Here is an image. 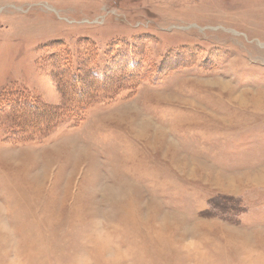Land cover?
I'll list each match as a JSON object with an SVG mask.
<instances>
[{
    "label": "rangeland",
    "instance_id": "obj_1",
    "mask_svg": "<svg viewBox=\"0 0 264 264\" xmlns=\"http://www.w3.org/2000/svg\"><path fill=\"white\" fill-rule=\"evenodd\" d=\"M12 260L264 264V0H0Z\"/></svg>",
    "mask_w": 264,
    "mask_h": 264
},
{
    "label": "trees",
    "instance_id": "obj_2",
    "mask_svg": "<svg viewBox=\"0 0 264 264\" xmlns=\"http://www.w3.org/2000/svg\"><path fill=\"white\" fill-rule=\"evenodd\" d=\"M127 62V61H126ZM130 62V61H129ZM127 62L125 64H127V66L124 64V63H121L114 71V73H119L122 77L125 78V80H132L133 77H135L132 81V83L141 80L143 81L144 79L140 77V75H131V72H133L134 69H137L138 70V64H133L132 62ZM187 62V61H186ZM166 69V68H165ZM173 69H176V68H173ZM167 70V69H166ZM172 70V69H171ZM167 71H170V70H167ZM90 72V71H89ZM87 78H90L89 80H92L94 83H101V82H112L113 80H110L108 77H109V74L106 75L105 77H101V76H97L96 74L90 72V73H87ZM112 74V73H111ZM86 75V74H85ZM83 75L81 77L79 76H72V80L78 85V86H83L84 84V79H83ZM111 78V77H110ZM152 81H155V80H152ZM70 83V82H69ZM83 84V85H82ZM84 89V88H82ZM20 101V106H25V107H29V108H32V109H35L37 107L35 106H32L31 103L29 102H26L27 99L25 97H20L19 98ZM77 104H80V105H77L76 107H80L79 110H83L84 109V105L82 103H77ZM78 114H81V113H77Z\"/></svg>",
    "mask_w": 264,
    "mask_h": 264
},
{
    "label": "clouds",
    "instance_id": "obj_3",
    "mask_svg": "<svg viewBox=\"0 0 264 264\" xmlns=\"http://www.w3.org/2000/svg\"><path fill=\"white\" fill-rule=\"evenodd\" d=\"M10 264H20V262L18 260H12Z\"/></svg>",
    "mask_w": 264,
    "mask_h": 264
},
{
    "label": "bare ground",
    "instance_id": "obj_4",
    "mask_svg": "<svg viewBox=\"0 0 264 264\" xmlns=\"http://www.w3.org/2000/svg\"><path fill=\"white\" fill-rule=\"evenodd\" d=\"M256 103V102H255Z\"/></svg>",
    "mask_w": 264,
    "mask_h": 264
}]
</instances>
